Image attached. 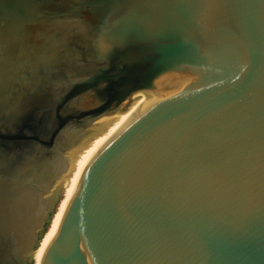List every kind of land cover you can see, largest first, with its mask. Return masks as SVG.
I'll return each mask as SVG.
<instances>
[{"label": "water", "instance_id": "95a60500", "mask_svg": "<svg viewBox=\"0 0 264 264\" xmlns=\"http://www.w3.org/2000/svg\"><path fill=\"white\" fill-rule=\"evenodd\" d=\"M0 264H264V0H0Z\"/></svg>", "mask_w": 264, "mask_h": 264}]
</instances>
